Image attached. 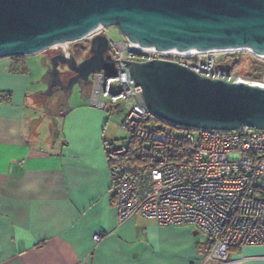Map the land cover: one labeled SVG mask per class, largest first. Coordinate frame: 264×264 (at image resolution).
Listing matches in <instances>:
<instances>
[{"label":"crops","instance_id":"obj_1","mask_svg":"<svg viewBox=\"0 0 264 264\" xmlns=\"http://www.w3.org/2000/svg\"><path fill=\"white\" fill-rule=\"evenodd\" d=\"M38 87L27 55L0 56V264L200 260L207 241L197 243L192 226L141 214L118 221L110 166L121 148V104L102 109L85 97L52 108L37 98ZM121 109L118 122L111 114ZM99 231L105 235L96 244ZM231 257L232 264H264V245L232 247Z\"/></svg>","mask_w":264,"mask_h":264},{"label":"built area","instance_id":"obj_2","mask_svg":"<svg viewBox=\"0 0 264 264\" xmlns=\"http://www.w3.org/2000/svg\"><path fill=\"white\" fill-rule=\"evenodd\" d=\"M98 26L81 39L90 44L94 35L105 33L114 64L91 73L88 103L102 109L108 102L121 104L126 111L125 145L114 151L118 158L110 166L118 221L141 214L163 224L194 227L209 248L190 264H232V247L264 245V128L162 123L148 108L127 64L167 58L203 76L264 87V70L260 77H249L233 67L245 51L258 59L264 56L244 48L164 53L131 41L127 34L110 38L107 26ZM70 42L59 43L67 55ZM104 235L96 232L94 242Z\"/></svg>","mask_w":264,"mask_h":264},{"label":"water","instance_id":"obj_3","mask_svg":"<svg viewBox=\"0 0 264 264\" xmlns=\"http://www.w3.org/2000/svg\"><path fill=\"white\" fill-rule=\"evenodd\" d=\"M98 25H115L131 41L158 50L249 47L264 54V0H0V56L39 53L81 39ZM57 56L74 73L63 81L53 57L47 95L53 86L71 90L88 83L93 71L114 64L105 33L92 37L81 60L62 51ZM127 64L148 108L162 120L189 127L264 128L263 86L203 76L167 58Z\"/></svg>","mask_w":264,"mask_h":264},{"label":"rangeland","instance_id":"obj_4","mask_svg":"<svg viewBox=\"0 0 264 264\" xmlns=\"http://www.w3.org/2000/svg\"><path fill=\"white\" fill-rule=\"evenodd\" d=\"M107 30H108V35L110 38L119 39L123 36V33L115 25L107 26ZM80 44L88 45L89 43L85 39H78L76 41H72L69 43L70 52L75 46L80 45ZM56 50H61V47L60 46L57 48L49 47L46 50H43L39 53L27 54V62H28V66H29V72L31 74V77L33 79H36V83L38 82V86H39L38 89H42V90L47 89V85L43 82V76L48 72V68L46 67V65L43 62V57L46 56V54H50ZM245 57L256 58L252 53H250L248 51H245L240 56V59L242 60V58H245ZM259 60L264 62V58L259 59ZM236 71H239V70H236ZM241 73L246 75V76L252 77V76L248 75L246 73V71H244V70L241 71ZM90 88H91V86H90ZM82 91H84L82 89V86H80L77 83L73 86V88L70 90L67 97H65V98H63V96H61V94L58 92L51 94L52 108L60 107V105L63 104V102L68 103V104H73V103L79 101L80 99L85 98L82 94ZM42 92H44V91H41V93ZM89 93H90V90H89ZM60 97H62V98H60ZM37 98H41V97L37 96ZM111 116H112V118L115 117L116 121L119 122V119H122L124 116V111L121 109L120 111H117L116 113L113 112L111 114ZM119 124H120L119 125L120 127L118 126L117 122L115 125V132L117 135V140H115V145L122 147L125 145L124 137L126 136L127 132L123 128L122 122L121 123L119 122ZM173 225H180V224H173ZM195 240L197 241V243L199 241L201 243H205L207 241V239L204 238L200 233L195 234Z\"/></svg>","mask_w":264,"mask_h":264},{"label":"trees","instance_id":"obj_5","mask_svg":"<svg viewBox=\"0 0 264 264\" xmlns=\"http://www.w3.org/2000/svg\"><path fill=\"white\" fill-rule=\"evenodd\" d=\"M71 53H73L75 55V57L78 60H81L83 57H85L86 55L89 54V44L88 45H84V44H80L75 46L72 50ZM19 67L21 68V70L23 68H25V65L23 63H19L18 64ZM235 70H239L238 72L241 73V71H246V73L252 77H260V75L262 74V71L264 70V62L260 61L257 58H242V60L240 59L238 62L234 63L233 65ZM82 89L84 91H82V94L84 97H88L89 94V90H90V83L84 84L82 86ZM38 97L40 96V100L43 101V104L51 105V95H47L46 93L39 91L36 94ZM158 121L162 122V123H169L166 120H159ZM207 248H209V245L206 246Z\"/></svg>","mask_w":264,"mask_h":264},{"label":"flooded vegetation","instance_id":"obj_6","mask_svg":"<svg viewBox=\"0 0 264 264\" xmlns=\"http://www.w3.org/2000/svg\"><path fill=\"white\" fill-rule=\"evenodd\" d=\"M60 51L61 50H56V51H54V52H52L50 54H46V56L43 57V62L46 65V67L48 68V72H49V70L51 69V66H52V60L51 59L54 57L57 61H59V58H58L57 54L60 53ZM59 68L61 70V75H62L63 81H65V82L67 81L68 77L71 76L74 73L73 71H71V70H69L67 68L66 64L60 63V61H59ZM90 76H91V74H90ZM90 76H89L88 83H90V79H91ZM49 82H50V78H49V75H48L47 85H48ZM84 84H87V83L81 82L79 85L83 86ZM56 92L60 93L61 96H63V98H65V97H67V95L70 92V90H61L57 86H53V93L52 94H54ZM44 93H46L45 90H44ZM60 98H62V97H60Z\"/></svg>","mask_w":264,"mask_h":264},{"label":"bare ground","instance_id":"obj_7","mask_svg":"<svg viewBox=\"0 0 264 264\" xmlns=\"http://www.w3.org/2000/svg\"><path fill=\"white\" fill-rule=\"evenodd\" d=\"M57 46H60V44L59 43H56V44L52 45V47H57ZM149 48L152 49V50H155V51H159V52H164V53H177V54H189V53L202 52L203 51V50H197L195 48L188 49V50H182V51H178V50H176V48L165 49V50H158V49H156L153 46H151ZM242 48L248 49V50L252 51V49L249 48V47H238V48H227V49H212V50H236V49H242ZM262 55L264 56V54H262Z\"/></svg>","mask_w":264,"mask_h":264}]
</instances>
